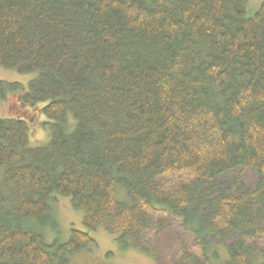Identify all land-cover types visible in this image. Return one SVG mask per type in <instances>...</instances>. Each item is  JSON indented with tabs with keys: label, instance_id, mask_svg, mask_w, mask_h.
I'll list each match as a JSON object with an SVG mask.
<instances>
[{
	"label": "trees",
	"instance_id": "trees-1",
	"mask_svg": "<svg viewBox=\"0 0 264 264\" xmlns=\"http://www.w3.org/2000/svg\"><path fill=\"white\" fill-rule=\"evenodd\" d=\"M247 5L0 0V68L35 74L0 81L17 111L0 120V264H69L99 229L156 264H264V1ZM56 197L84 231L47 243Z\"/></svg>",
	"mask_w": 264,
	"mask_h": 264
},
{
	"label": "rangeland",
	"instance_id": "rangeland-1",
	"mask_svg": "<svg viewBox=\"0 0 264 264\" xmlns=\"http://www.w3.org/2000/svg\"><path fill=\"white\" fill-rule=\"evenodd\" d=\"M264 0H248L246 16H252ZM35 77V74L19 75L15 72L0 68V81L7 83H18L26 86L27 83ZM19 116L29 118L27 112ZM17 111L13 105L12 99L4 102L0 101V120L16 114ZM48 139V134L42 129H37L29 141L30 147L44 144ZM120 197V196H118ZM51 216L46 220L42 227L47 243L55 241L64 243L69 238L71 230L84 231L82 225V213L72 209L70 200L67 198L56 197L50 205ZM47 228V229H46ZM49 228V229H48ZM94 245L74 254L69 264H156L147 255L134 251H120L114 239L107 235L102 229L90 234ZM111 254V256H107Z\"/></svg>",
	"mask_w": 264,
	"mask_h": 264
}]
</instances>
